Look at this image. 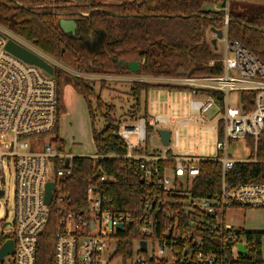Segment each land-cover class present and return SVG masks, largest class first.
<instances>
[{"label":"built area","instance_id":"2783aa9c","mask_svg":"<svg viewBox=\"0 0 264 264\" xmlns=\"http://www.w3.org/2000/svg\"><path fill=\"white\" fill-rule=\"evenodd\" d=\"M224 26L214 31V39L223 45L222 74L202 77L166 78L165 83L187 88L192 99L190 109L196 113L201 131L217 132L218 158H203L194 153L175 154L180 143L179 126L187 127L192 118L174 122L159 116L141 119L133 130L123 129L119 137L127 144L124 157L134 161L135 173L160 195L177 196L178 204L186 211L197 214L192 231L180 235L178 221L161 236L157 234L159 214L168 200L156 198L146 202L141 209V224L137 232L147 242L146 254L157 261L169 264L180 262L198 264H241L249 255L245 236L237 233L236 226L225 220L227 211L239 209H264V182L233 184L226 180L236 164L258 162L259 142L264 136V63L257 59L239 41L228 37L229 6ZM29 49L49 61V56L32 44L0 25V192L6 194L4 168L11 167L15 174V213L11 222L15 251L0 264H37L39 237L47 226L50 207L60 212L61 218L54 244V264H104L103 256L115 243L117 235L132 225L133 214L117 211L109 199L89 187L86 206L72 208L67 196L57 192V182L72 175V160L76 156L66 147L60 151L53 133L59 123L57 84L41 68L27 64L6 49L8 41ZM50 62V61H49ZM52 64V62H50ZM55 66V65H54ZM56 67V66H55ZM212 93H218L220 100ZM243 93L249 94L241 99ZM246 108H251L246 110ZM217 108L221 111L209 129H205L207 114ZM176 124L172 126V124ZM148 127L167 128L171 131L170 145H162L161 152L146 156L134 153L142 145L152 144L153 135ZM135 139V143L130 141ZM252 140L249 158L238 161L230 154V146L239 140ZM97 158V155H93ZM69 161V164H67ZM216 162L222 166L220 191L214 196L194 198L191 183L200 176L202 162ZM172 176H169V173ZM100 181L106 183L105 176ZM54 182L56 189L48 206L45 202L47 183ZM1 197V196H0ZM173 207V205H172ZM123 226L122 231L117 228ZM216 233L219 243L205 247L201 235ZM183 242L182 245H179ZM248 251L240 255L239 245ZM140 241L135 244L132 264H147L139 254ZM115 254V253H114ZM11 258V259H10ZM9 259V260H8Z\"/></svg>","mask_w":264,"mask_h":264},{"label":"trees","instance_id":"16d2710c","mask_svg":"<svg viewBox=\"0 0 264 264\" xmlns=\"http://www.w3.org/2000/svg\"><path fill=\"white\" fill-rule=\"evenodd\" d=\"M116 4H103L95 0L87 3L72 0H0V25L32 44L42 53L69 68L94 75L134 74L121 61L138 62L136 74L149 77H202L221 75L220 63L205 65L200 62L205 49L206 32L220 31L224 26L225 8L229 6L228 37L239 41L257 59L264 63V0H115ZM219 6V11L207 10ZM61 19L77 22L76 34H66L60 27ZM102 45L93 50L90 46L98 39ZM93 40V41H92ZM59 121L64 107V88L71 85L86 101L92 123V134L97 158L75 157L71 176L59 179L57 192L67 196L72 208L86 206L89 187L112 203L117 211L133 214L132 225L117 235L118 247L113 258L132 260L135 244L143 239L136 230L141 224V209L145 203L159 198L168 202L160 212L157 234L161 236L176 225L180 235L192 231L197 214L186 211L179 203L180 197L158 194L140 173H135L134 161L125 159L127 144L119 137L122 122L115 118V107L107 105L101 93H96L90 83L69 75L55 67ZM153 88L182 90L175 85H152L144 82L132 84L131 120L137 122L142 112L141 96ZM212 95L220 100L218 93ZM249 94L243 93L241 99ZM248 111L251 108H246ZM106 110V112H104ZM102 120V122H101ZM102 123V126H99ZM152 128L148 127V132ZM53 133L56 143L64 151L66 143L59 136V123ZM249 145L252 140L248 139ZM135 154H141L139 150ZM107 178L106 183L100 181ZM226 180L233 184L264 182V136L259 142L258 162L238 163L227 173ZM222 166L216 162H202L200 176L191 185L194 198L214 196L220 191ZM160 195V196H158ZM173 205V207H172ZM49 220L39 237L37 264H54V244L61 214L53 205ZM245 236L249 255L241 264H264L261 253L264 233L240 229ZM13 236L0 232V247ZM205 247L219 243L216 233L201 235ZM180 242L179 245H182ZM147 264H169L167 260L150 259L141 250ZM171 264H180L175 262ZM186 264H198L195 262Z\"/></svg>","mask_w":264,"mask_h":264},{"label":"rangeland","instance_id":"374dc122","mask_svg":"<svg viewBox=\"0 0 264 264\" xmlns=\"http://www.w3.org/2000/svg\"><path fill=\"white\" fill-rule=\"evenodd\" d=\"M75 2L87 3L88 0H72ZM103 4H116L119 1L115 0H95ZM218 6L206 7V9L215 10ZM205 49L208 53H203L200 62L205 65H214L215 63L223 62V45L218 43V50L216 51L212 44L210 32H206ZM53 65L63 69L69 75L86 79L90 85L95 89L96 93H101L103 101L107 105L115 107V118L121 122H134L131 120V107L134 105L131 96L132 83L116 82L110 75H94L80 72L74 68H69L59 61L49 58ZM123 75L126 74H113ZM104 80V81H102ZM180 102L186 112L189 114L190 102L193 98L190 91L186 88L180 91H168L166 89L154 88L147 94H142L141 105L142 112L145 113V108L148 107V115L155 117L163 115L165 112L159 107L167 106L172 98ZM64 100L66 105V112L61 116L59 122V130L61 137L65 140L66 149L75 156H91L96 154V148L92 134V123L89 116L88 106L85 99L77 93V91L68 85L64 88ZM106 112V110H104ZM221 111L214 108L207 114V125H212ZM126 120V121H125ZM102 122V120H101ZM138 122V121H137ZM125 123L122 128H125ZM102 126V123H99ZM180 135V145L177 151L184 150L194 151L200 157L218 158L221 154L217 150V143L219 141L217 132H205L200 130V126L190 124L187 127H177ZM159 139L155 136V142ZM134 143V140L130 141ZM231 156L243 161L249 158L251 148L248 140H239L233 142L230 146ZM6 176V194L0 197V232L9 233L12 230L11 225L5 226L7 223L13 221L15 213V174L11 167L4 168ZM172 176V173H169ZM229 224L236 227L242 226L247 230H255L264 233V209H239L235 208L227 214ZM115 243L113 242L103 256L104 264H132V260H124L122 257L113 258L115 253ZM262 258L264 260V235L261 245ZM11 259V258H10ZM9 260V259H8Z\"/></svg>","mask_w":264,"mask_h":264},{"label":"water","instance_id":"95a60500","mask_svg":"<svg viewBox=\"0 0 264 264\" xmlns=\"http://www.w3.org/2000/svg\"><path fill=\"white\" fill-rule=\"evenodd\" d=\"M60 27L62 31L66 34L75 35L76 29H77V22L75 20L71 19H61L60 20ZM219 37H221L222 33L218 31ZM212 44L214 45L216 51L218 50V40L213 39ZM7 51H9L11 54L15 55L22 61L26 62L30 65H35L45 72H47L50 76L55 75V66L51 64L49 61H47L42 56L30 51L29 49L15 43L14 41L10 40L8 41L6 45ZM120 67H128L129 71L132 73H136L140 69V64L138 62H125L121 61L119 63ZM134 127L129 128V130H133ZM158 135L160 137L161 143L163 146L168 147L170 145V136L171 131L168 129H159ZM69 164V161H67V164ZM56 189V185L54 182L47 183L46 186V197L45 202L49 206L53 199V192ZM3 195V192H0V196ZM210 197V196H209ZM11 225V223L5 224V226ZM119 231H122L123 226L119 225L117 228ZM241 231L238 229L237 233H240ZM140 246L144 252L147 250V242L146 241H140ZM239 253L240 255L246 256L248 254V251L246 250L245 246L243 244L239 245ZM15 251V242L13 239H9L6 242H4L0 247V263L7 257L12 256Z\"/></svg>","mask_w":264,"mask_h":264},{"label":"crops","instance_id":"0c3cea01","mask_svg":"<svg viewBox=\"0 0 264 264\" xmlns=\"http://www.w3.org/2000/svg\"><path fill=\"white\" fill-rule=\"evenodd\" d=\"M208 7H210V6H208ZM207 10H210V9H207ZM219 10H220V8L218 6L217 9L211 10V11H219ZM208 32H210L211 38L213 40L214 39V36H213L214 31L210 30ZM220 64L222 65V63H220ZM110 77L113 78L114 80H116V82H122V83H132L133 84L134 82H144V83H148V84H152V85H169V84L165 83L166 77H149V76L138 75L136 73L131 74V75H125V76H123V75H111ZM102 81H104V80H102ZM158 89H163V88H158ZM164 89H166L168 91H171L168 88H164ZM178 91H180V90H178ZM171 92H174V91H171ZM171 98H172V100H170V102L168 103L167 106L164 105V106L159 107L165 113L163 115H157V116L162 117V118L170 119V120H172L174 122H177V121L183 120V119L192 118V120H194V121L191 122L190 124L199 125L200 126V130H202V126L197 122L196 113L193 112L191 109H189V114L186 115V112L184 111V108H183L182 104L180 102H178L177 99H175L173 97H171ZM64 107H65V112H66L65 100H64ZM64 114L65 113H63L62 115H64ZM151 118L152 117L150 115H148V107H146L145 108V113L144 114H139L138 122L141 119H151ZM138 122H127L126 121V122H123L122 124H124V123L126 124L124 129H129L131 127H134ZM174 125H176V124L173 123L172 126H174ZM210 127L211 126L207 125V123H206L204 128L205 129H209ZM159 129H161V128H152V131L149 132V135L150 134L153 135L152 144L148 143L147 145H142L139 149H137V150H139L142 153L141 154H137V156H142L143 157V156L151 154L152 152H161L162 143H161L160 137L158 135V130ZM165 129H167V128H165ZM121 130H123L122 126H121ZM205 132H208V131H205ZM59 136L61 137L60 130H59ZM155 136H157L158 139H159L158 143L155 142ZM61 139H63V138L61 137ZM133 140H134V143H135L136 140L135 139H133ZM179 145H180V143H179ZM178 148H179V146H178ZM178 148L174 150L175 154L194 153V151H190V150H184V151L179 152V151H177ZM94 155H96V154H94ZM92 156L93 155H91L89 157H92ZM77 157H87V156H77ZM203 158H206V157H203ZM212 159H214V158H212ZM229 211H231V210H229ZM229 211H227V213L225 215V220H226L227 223H229L228 222V218H227V214H228ZM237 228L244 229V230H246L248 232H259V231H255V230H247V229L243 228L242 226H238ZM259 233H262V232H259Z\"/></svg>","mask_w":264,"mask_h":264},{"label":"flooded vegetation","instance_id":"af4514ba","mask_svg":"<svg viewBox=\"0 0 264 264\" xmlns=\"http://www.w3.org/2000/svg\"><path fill=\"white\" fill-rule=\"evenodd\" d=\"M93 41V40H92ZM103 40L102 39H98L96 42H94L91 46H90V49L93 48V50L99 48L101 45H102V42Z\"/></svg>","mask_w":264,"mask_h":264}]
</instances>
